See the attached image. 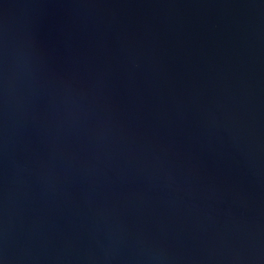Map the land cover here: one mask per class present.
Listing matches in <instances>:
<instances>
[{"label": "water", "instance_id": "obj_1", "mask_svg": "<svg viewBox=\"0 0 264 264\" xmlns=\"http://www.w3.org/2000/svg\"><path fill=\"white\" fill-rule=\"evenodd\" d=\"M0 264H264V0H0Z\"/></svg>", "mask_w": 264, "mask_h": 264}]
</instances>
